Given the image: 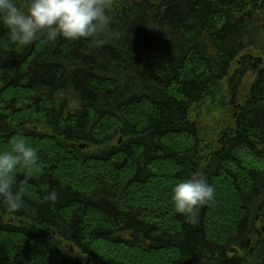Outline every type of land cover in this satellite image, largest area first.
<instances>
[{
  "label": "trees",
  "instance_id": "obj_1",
  "mask_svg": "<svg viewBox=\"0 0 264 264\" xmlns=\"http://www.w3.org/2000/svg\"><path fill=\"white\" fill-rule=\"evenodd\" d=\"M108 13L100 46L0 25V151L39 157L25 206L0 205V264H264V0ZM193 175L215 198L183 215Z\"/></svg>",
  "mask_w": 264,
  "mask_h": 264
},
{
  "label": "clouds",
  "instance_id": "obj_2",
  "mask_svg": "<svg viewBox=\"0 0 264 264\" xmlns=\"http://www.w3.org/2000/svg\"><path fill=\"white\" fill-rule=\"evenodd\" d=\"M111 3L112 0H0V25L8 30L9 40L20 46L27 47L41 39L54 43L59 38H93L100 46L105 41L99 37L106 36L111 24ZM38 161L36 150L22 138L12 140L9 150L0 151V205L9 212L25 206L27 179ZM21 171L24 181H18ZM214 198V185L198 175L173 188L175 210L183 215H191ZM44 199L55 202L58 193L53 190Z\"/></svg>",
  "mask_w": 264,
  "mask_h": 264
},
{
  "label": "rangeland",
  "instance_id": "obj_3",
  "mask_svg": "<svg viewBox=\"0 0 264 264\" xmlns=\"http://www.w3.org/2000/svg\"><path fill=\"white\" fill-rule=\"evenodd\" d=\"M218 210L221 211V208H219Z\"/></svg>",
  "mask_w": 264,
  "mask_h": 264
}]
</instances>
